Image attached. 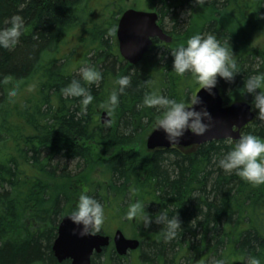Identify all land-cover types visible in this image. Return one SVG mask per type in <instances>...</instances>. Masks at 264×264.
Listing matches in <instances>:
<instances>
[{"label": "trees", "instance_id": "obj_1", "mask_svg": "<svg viewBox=\"0 0 264 264\" xmlns=\"http://www.w3.org/2000/svg\"><path fill=\"white\" fill-rule=\"evenodd\" d=\"M108 2L96 13L91 0H0V28L17 13L25 21L17 45L0 48V81L9 78L0 83V264H57L51 249L57 225L82 192L102 203L106 230L119 225L141 239L144 261L248 264L255 258L264 264V184L253 186L217 166L228 139L147 150L146 137L160 113L143 105L150 93L177 101L194 95L199 85L191 74L175 73L171 50L197 33L227 43L240 66L232 82L218 81L224 102L251 104V95L240 93L249 75L264 71V0H207L202 7L193 0H148L172 40L155 41L135 64L117 47L124 9L107 16ZM77 29L74 47L82 53L73 61L61 50ZM85 64L102 79L86 85L94 99L82 112L79 98L60 90L79 79ZM122 75L131 84L109 113L103 105ZM10 90L16 95L10 97ZM102 112L109 117L105 124ZM246 133L264 138L257 112ZM137 201L152 216L177 211V237L164 242L162 225L145 228L139 216L125 219Z\"/></svg>", "mask_w": 264, "mask_h": 264}, {"label": "clouds", "instance_id": "obj_2", "mask_svg": "<svg viewBox=\"0 0 264 264\" xmlns=\"http://www.w3.org/2000/svg\"><path fill=\"white\" fill-rule=\"evenodd\" d=\"M196 6L202 7L207 0H193ZM7 26L0 28V48H14L23 33L25 21L17 13L6 22ZM172 68L177 75L188 73L194 77L200 91L214 96L213 91L220 79L232 82L241 69L227 43L221 41L214 34L197 33L188 38L187 43L171 50ZM259 69V63L255 66ZM102 79L101 72L94 66L85 64L79 69V79L73 78L61 88V95L66 98H79L82 112L92 103L94 97L90 87ZM0 83H9L5 76ZM117 88L103 105L109 112H113L119 104L120 94L125 93L131 84V77L122 75L116 81ZM199 91V92H200ZM197 92L186 100L177 101L162 94H146L143 105L156 109L160 114L156 117L153 131L159 130L169 143H179L186 133L194 136H204L211 127L212 116L202 97ZM241 95H251V108L257 112L258 118L264 120V71H255L243 81ZM8 95L15 96V90ZM229 149L216 161L217 166L226 173H235L242 180L253 186L264 184V138L251 133L240 135L238 139L226 141ZM140 217L145 228L153 223L162 225V239L169 242L175 239L181 229V219L176 211L170 216L168 211H162L152 216L145 211V205L137 201L132 203L124 214V218L131 221ZM68 219L77 226L78 235H97L105 221V211L102 203L94 196L81 193L76 206L67 214ZM63 217V218H65ZM62 218V219H63ZM223 264V262H218ZM248 264H259L255 258H250Z\"/></svg>", "mask_w": 264, "mask_h": 264}, {"label": "water", "instance_id": "obj_3", "mask_svg": "<svg viewBox=\"0 0 264 264\" xmlns=\"http://www.w3.org/2000/svg\"><path fill=\"white\" fill-rule=\"evenodd\" d=\"M116 39L121 57L126 62L135 64L149 50L154 40L169 43L172 38L158 24L156 11L128 8L121 13L118 19ZM199 91L200 88L197 92ZM213 91L216 93L214 96L203 90L198 93L202 97L203 106L207 107L212 116L211 127L204 136L186 133L179 143H169L161 131L152 130L146 138V148L152 150L202 144L225 138L238 139L241 129L255 116L251 105L245 101L224 105L217 87ZM100 121L103 124L109 121L105 112L101 113ZM107 240L108 238L102 235H78L77 226L65 217L58 224L57 235L51 249L57 261L67 258L71 259L72 264H91L90 255L93 249L99 251V247L106 245ZM114 242L118 253H124L127 248L135 249L139 244L137 239L125 238L120 231H116Z\"/></svg>", "mask_w": 264, "mask_h": 264}, {"label": "flooded vegetation", "instance_id": "obj_4", "mask_svg": "<svg viewBox=\"0 0 264 264\" xmlns=\"http://www.w3.org/2000/svg\"><path fill=\"white\" fill-rule=\"evenodd\" d=\"M119 230L122 232L125 238L128 239H137L139 244L135 249L127 248L124 253H118L115 242L114 236L116 231ZM97 235H102L107 237L106 245L100 246L99 251L95 248L93 249L90 255V263L91 264H113V261L119 260L118 264H123L124 260L128 261L126 264H156L150 263L148 261H144L140 257V242L141 239L134 234V232H126V230H122L119 225H113L110 229L106 230L104 224L101 227V231ZM52 247V246H51ZM56 259V258H55ZM135 260V262H133ZM57 264H72L71 259L65 258L62 261H57ZM163 264V263H161Z\"/></svg>", "mask_w": 264, "mask_h": 264}, {"label": "rangeland", "instance_id": "obj_5", "mask_svg": "<svg viewBox=\"0 0 264 264\" xmlns=\"http://www.w3.org/2000/svg\"><path fill=\"white\" fill-rule=\"evenodd\" d=\"M101 1L102 0H91V4L93 5V8L95 9L96 13H99V11L101 9V5H103L104 3H107V1L113 2L112 5L110 7H108V9L106 10L107 16L114 9L120 8L119 6H122L123 9H127L130 7H134L136 9H149L150 8L148 0H104L103 3H101ZM79 33H80V30H78V29L75 30L73 33V36L68 38L67 43L64 44V46H63L64 50L63 49L61 50V52H63V51L70 52L72 55L73 61L78 60L81 56V53H82V47H80V46L74 47V45L76 43V36ZM126 262H128V261L124 260V262H122V263L126 264ZM133 262H135V260H133ZM172 262H173V260H172ZM155 263L161 264V263H157V262H155ZM183 264H202V260L200 258L199 259L194 258L192 260H189L188 262H183Z\"/></svg>", "mask_w": 264, "mask_h": 264}]
</instances>
